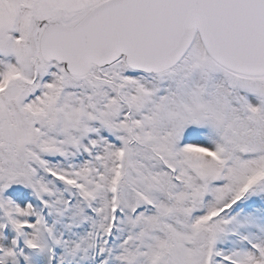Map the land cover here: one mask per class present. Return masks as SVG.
<instances>
[{
	"label": "snow or ice",
	"instance_id": "1",
	"mask_svg": "<svg viewBox=\"0 0 264 264\" xmlns=\"http://www.w3.org/2000/svg\"><path fill=\"white\" fill-rule=\"evenodd\" d=\"M0 264H264V0H0Z\"/></svg>",
	"mask_w": 264,
	"mask_h": 264
}]
</instances>
